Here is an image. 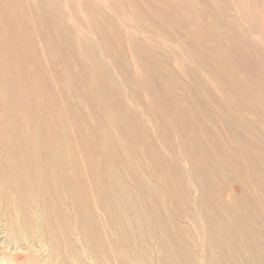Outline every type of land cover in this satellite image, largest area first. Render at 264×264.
Wrapping results in <instances>:
<instances>
[{
    "label": "rangeland",
    "instance_id": "1",
    "mask_svg": "<svg viewBox=\"0 0 264 264\" xmlns=\"http://www.w3.org/2000/svg\"><path fill=\"white\" fill-rule=\"evenodd\" d=\"M0 264H264V0H0Z\"/></svg>",
    "mask_w": 264,
    "mask_h": 264
},
{
    "label": "bare ground",
    "instance_id": "2",
    "mask_svg": "<svg viewBox=\"0 0 264 264\" xmlns=\"http://www.w3.org/2000/svg\"><path fill=\"white\" fill-rule=\"evenodd\" d=\"M83 70V69H82ZM169 120V119H168ZM187 132V131H186ZM187 134V133H186ZM195 145V144H194ZM122 146V145H121ZM32 160V159H31ZM39 160V159H38ZM148 163V162H147ZM84 229V228H83ZM94 238H96V237H94Z\"/></svg>",
    "mask_w": 264,
    "mask_h": 264
}]
</instances>
